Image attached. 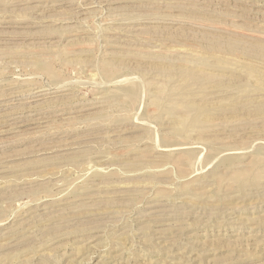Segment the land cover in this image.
Masks as SVG:
<instances>
[{
	"label": "rangeland",
	"instance_id": "1",
	"mask_svg": "<svg viewBox=\"0 0 264 264\" xmlns=\"http://www.w3.org/2000/svg\"><path fill=\"white\" fill-rule=\"evenodd\" d=\"M262 34L264 0H0V264H264Z\"/></svg>",
	"mask_w": 264,
	"mask_h": 264
},
{
	"label": "bare ground",
	"instance_id": "2",
	"mask_svg": "<svg viewBox=\"0 0 264 264\" xmlns=\"http://www.w3.org/2000/svg\"><path fill=\"white\" fill-rule=\"evenodd\" d=\"M51 1H53V0H51ZM58 1V0H57ZM70 1V0H69ZM46 3V2H45ZM74 3V2H73ZM80 3V2H79ZM101 3V2H100ZM54 4V3H53ZM73 5V4H72ZM71 5V6H72ZM76 5V4H75ZM85 5V4H84ZM91 5V4H90ZM93 5V4H92ZM96 5V4H95ZM102 5V4H101ZM134 6V5H133ZM43 7V6H42ZM54 7V6H53ZM88 7V6H87ZM94 7V6H93ZM100 7V6H99ZM89 8V7H88ZM125 8V7H124ZM43 9V8H42ZM83 12V11H82ZM134 13V12H133ZM84 14V13H83ZM89 14V13H88ZM93 14V13H92ZM73 15V14H72ZM80 15V14H79ZM85 15V14H84ZM77 18V17H76ZM242 19V18H241ZM79 20V19H78ZM149 20V19H148ZM74 21V20H73ZM80 21H81V19H80ZM239 27V26H238ZM237 27V28H238ZM121 29V28H120ZM138 29H141V28H139L138 27ZM150 28H148L147 30L148 31H150L149 30ZM203 29H205L204 27H203ZM115 30V29H114ZM143 30H144V28H143ZM143 30H142V32H143ZM147 30H144V33H145V31L146 32H148ZM241 30V29H240ZM135 32V31H134ZM137 32V31H136ZM140 32V31H139ZM194 33H195V31H193ZM198 32V31H197ZM200 33V32H199ZM202 33V32H201ZM200 33V34H201ZM204 33V32H203ZM224 33V32H223ZM230 33V32H229ZM228 33V34H229ZM239 33V32H238ZM245 33V32H244ZM250 32H248V34H249ZM262 33V32H261ZM137 34H139V33H137ZM143 34V33H142ZM196 34V33H195ZM232 34V33H231ZM241 33H239L238 35H240ZM245 34H247V33H245ZM141 35V34H140ZM230 35V34H229ZM251 35V34H250ZM249 35V37H252V36H250ZM252 35H253V33H252ZM256 34H254V37H256L255 36ZM263 35V34H262ZM197 36V35H196ZM207 36V35H206ZM233 36V35H232ZM244 36V35H243ZM260 36V35H259ZM264 36V35H263ZM136 37V36H135ZM139 36H137L136 38H138ZM204 37V36H203ZM241 37H242V35H241ZM253 37V38H254ZM258 37V36H257ZM217 38V37H216ZM244 38V37H243ZM261 40H263L262 38H260ZM248 40V39H247ZM250 40V39H249ZM251 41V40H250ZM255 42V41H254ZM256 42H258V41H256ZM183 53V52H182ZM185 53V52H184ZM89 56H91V55H89ZM30 59H32V58H30ZM73 62H74V60H73ZM57 84H59V83H57ZM60 84H62V83H60ZM67 86V85H66ZM38 87V86H37ZM60 87H62V86H60ZM64 87V86H63ZM39 88V87H38ZM45 88V87H44ZM43 89V88H42ZM138 88H136L135 90H137ZM34 90V89H33ZM38 90V89H37ZM50 90H52V89H50ZM55 90V89H54ZM34 91H36V89L34 90ZM43 91V90H42ZM33 92V91H32ZM51 92V91H50ZM136 92V91H135ZM39 93H40V90H39ZM39 93H37V94H39ZM45 93V92H44ZM54 93V92H53ZM7 96V95H6ZM43 98V97H42ZM59 98V97H58ZM47 99V98H46ZM49 100V99H48ZM47 100V101H48ZM60 100V99H59ZM62 102V101H61ZM8 103H10V102H8ZM40 103V102H39ZM45 103H47V102H45ZM59 103V102H58ZM64 103V102H63ZM51 104V103H50ZM69 104V103H68ZM80 104V103H79ZM43 105V104H42ZM70 105V104H69ZM81 106V105H80ZM63 107V106H62ZM70 107V106H69ZM82 107V106H81ZM65 108H66V106H65ZM71 108V107H70ZM46 109V108H45ZM80 109V108H79ZM63 110V109H62ZM40 111V110H39ZM41 111H43V110H41ZM48 111V110H47ZM50 111V110H49ZM58 111V110H57ZM60 111H61V109H60ZM66 111H67V109H66ZM81 111V110H80ZM83 111V110H82ZM18 112V111H17ZM75 112V111H74ZM3 113H4V111H3ZM34 113V112H33ZM36 113V112H35ZM77 113V112H76ZM80 113V112H79ZM82 113V112H81ZM14 114V113H13ZM28 114V113H27ZM2 115V114H1ZM15 115H17V114H15ZM49 115V114H48ZM8 116V115H7ZM32 116V115H31ZM34 116V115H33ZM43 116V115H42ZM63 116V115H62ZM83 116V115H82ZM19 117V116H18ZM23 117V116H22ZM58 117V116H57ZM24 118V117H23ZM29 118H31V117H29ZM6 119V118H5ZM17 120V119H16ZM28 120V119H27ZM31 120H33V119H31ZM37 121V120H36ZM48 121V120H47ZM196 121V120H195ZM22 122H25V121H22ZM17 124V123H16ZM20 124V123H19ZM32 124V123H31ZM36 124H38V123H36ZM43 124V123H42ZM12 125V124H11ZM18 127V126H17ZM33 127V126H32ZM29 128V127H28ZM14 130H17V129H20V128H17V129H15V128H13ZM22 130V129H21ZM33 130V129H32ZM35 130V129H34ZM12 131V130H11ZM31 131V130H30ZM18 132H21V131H18ZM16 133V132H15ZM19 134V133H18ZM176 149L179 151V149L180 148H175L174 150L176 151ZM182 149V148H181ZM185 149V148H184ZM173 150V149H172ZM174 150H173V152H174ZM236 153H238L239 154V152L237 151V152H234V151H229L228 153H226V155H228L229 157H231V156H233V155H235ZM242 153V152H241ZM215 154H217V153H215ZM222 154V153H221ZM225 154V153H224ZM225 155V156H226ZM220 156V155H219ZM219 156H217L218 158H220ZM225 156L223 157V158H225ZM237 156V155H236Z\"/></svg>",
	"mask_w": 264,
	"mask_h": 264
}]
</instances>
